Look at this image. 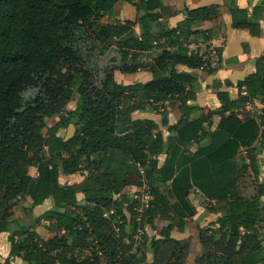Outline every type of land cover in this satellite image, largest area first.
<instances>
[{
	"label": "trees",
	"instance_id": "obj_1",
	"mask_svg": "<svg viewBox=\"0 0 264 264\" xmlns=\"http://www.w3.org/2000/svg\"><path fill=\"white\" fill-rule=\"evenodd\" d=\"M118 1L145 13L135 21L110 22L107 18ZM225 5L233 28L260 34L264 0L250 15L236 0H226ZM218 9L216 4L185 8L179 11L184 18L176 28L154 31L160 18L178 12L166 9L162 0H0V232L9 233L10 245L8 257L0 255V264H18L16 257L20 264H100V255L91 248L97 241L108 243L114 264H184L186 243L172 238L171 231H183L197 213L186 194L189 189L196 190L201 203L213 202L211 210L220 213L209 223L216 226L211 234L200 237L205 254L196 264H264V181L256 159L264 147V113L241 117L248 102L264 101V51L254 60L255 71L236 83L237 99L213 86L218 111L186 105L187 98H194L187 86L197 78L177 68L201 69V76L215 72L206 53L190 50L189 45L195 38L207 40L215 34L199 27L216 18ZM135 25L141 29V40L132 35ZM160 38L161 50L145 64L140 51L151 49ZM111 46L119 55L120 71L147 67L152 78L119 84L111 67L95 80L82 49H99L102 54ZM30 87L37 94L24 98L22 92ZM75 93L76 107L65 110ZM136 98L181 101L182 117L169 127L166 140L154 121L129 120L130 113L141 108ZM193 111L199 114L190 116ZM57 114L59 120L48 126L46 120ZM213 115L220 121L210 133ZM69 125L75 127L73 135L59 137L58 130ZM164 150L166 159L158 166L157 156ZM241 150L249 161L237 165ZM30 166L37 168L36 177L29 175ZM137 166L150 180L149 226L169 221L158 238L145 243L149 253L144 243L132 251L123 239V210L131 207L125 205L128 197L122 190L131 182L137 185ZM84 171L87 175L80 183L63 185L58 180L60 172ZM80 192L85 197L82 204L76 197ZM48 198L52 209L34 216L32 208ZM21 199L29 203L21 210L30 222L11 217ZM111 208L123 220L118 236L114 216L103 217ZM43 220L48 221L43 226L48 234L41 235L34 226Z\"/></svg>",
	"mask_w": 264,
	"mask_h": 264
},
{
	"label": "crops",
	"instance_id": "obj_2",
	"mask_svg": "<svg viewBox=\"0 0 264 264\" xmlns=\"http://www.w3.org/2000/svg\"><path fill=\"white\" fill-rule=\"evenodd\" d=\"M226 0H162L163 6L171 11H178L173 15H165L159 19V22L154 26V31H159V29L176 28L177 24L183 20L184 14L179 12L185 8L193 9L198 7L219 5L218 15L216 18L211 20H206L201 23L199 29L208 30L212 29L215 34L204 40L202 38H195L189 45L190 50L200 49L201 52L206 53L208 61L213 64L216 70L213 74L202 75L201 69H191L184 65H179L177 68L179 71H185L197 78V81L192 86H187L193 94L194 98H187L186 105L197 106L205 111H218L220 110V102L213 90V86L216 85L219 91H226L231 99H237L239 97V92L236 87V83L242 80L246 75L255 71L254 60L259 57L264 51V18L259 20L260 24V34L258 36H253L250 34L249 30L246 28H233L231 26V15L228 7L225 5ZM261 0H236L237 5L240 8L246 9L248 15L251 14L252 9ZM159 11V10H158ZM145 12L137 11L136 6L125 1H118L115 3L113 8V13L110 22H115L119 20L121 22L125 20L135 21L137 15L141 16ZM109 16V17H110ZM132 35L137 39L141 40V29L138 25L133 27ZM163 45V39L160 38L153 43V47L149 50H141L142 60L145 64H149L152 55L155 52L161 50ZM115 48L114 46L109 47ZM106 50V51H107ZM113 68V78L114 80L123 85L133 84L136 82L144 83L152 78L151 72L147 67L138 68L136 71L128 73L123 72L118 69V61L112 64ZM228 82L231 84L229 85ZM79 98V94L75 93L73 98L66 104L65 110H72L76 107V102ZM167 104H162L161 101L155 103L149 100H142L136 98V102L141 106L130 113L129 120L137 119H148L154 121L158 125V130L162 133L163 139L166 140L169 134V127L177 124V122L182 117V112L178 109L180 105V100L176 98H171L167 100ZM251 102V101H250ZM248 102L247 105L250 103ZM257 104L261 105L263 108L261 114L264 113V101L253 100ZM244 109H247L248 106ZM244 109L241 110V117L244 116ZM166 112V116L164 115ZM187 112V109H184ZM199 112H191L190 116L195 117ZM60 114L54 115L48 118V126H53L59 120ZM257 117V116H253ZM166 119L167 123L164 124ZM211 121L214 126L211 127L210 133H213L215 125L220 121L218 115H213ZM206 127V123H203V128ZM75 131L73 125H69L66 128H60L57 135L63 139L70 138ZM211 136L209 135L208 138ZM258 145V143H255ZM191 151L194 152L197 149V144L193 143L191 146ZM166 150L157 156L158 166H161L166 159ZM246 151L241 150L240 154L236 156L235 162L240 165L243 160L245 161ZM256 159L259 163V177L264 181V147L257 153ZM115 165L111 164L110 168H114ZM29 175L36 177L37 168L35 166H30L28 168ZM87 172L78 174H66L60 172L58 180L63 185H69L74 183H80ZM134 176H129L132 178ZM136 184L131 182L129 185L124 187L122 194L127 197L133 191ZM190 194L188 198L195 207L197 213L195 216L188 218L187 226L183 231H178L176 227L171 231V237L177 241L186 243L185 247V257L183 259L184 264H196L198 257L205 254V248L202 245L201 236L206 234H211L212 230H206L209 228L214 229L216 226H210L209 223L214 222L220 213H216L210 208V202L208 199H203L202 203L199 201V196L195 189H189L186 192ZM77 200L80 204L85 202V197L83 193H77ZM23 206L28 207L29 203L26 201ZM53 201L48 198L43 201V203L36 205L32 208V214L34 216H39L45 211L52 209ZM169 224L168 220H157L155 228L158 229L157 237L159 235L160 229ZM48 225V221L43 220L40 225L34 226V229L43 235V226ZM209 225V226H208ZM264 225V223H263ZM208 226V228H207ZM47 231V230H46ZM8 232H0V247L3 249V253L0 252L1 258L4 259L8 257L10 245L7 241ZM148 244V243H147ZM15 263H22L21 258L16 257L14 259Z\"/></svg>",
	"mask_w": 264,
	"mask_h": 264
},
{
	"label": "rangeland",
	"instance_id": "obj_3",
	"mask_svg": "<svg viewBox=\"0 0 264 264\" xmlns=\"http://www.w3.org/2000/svg\"><path fill=\"white\" fill-rule=\"evenodd\" d=\"M108 20L111 19V16L107 18ZM80 34H77V39L79 38ZM82 42V38L79 41V43ZM82 55L84 57L85 64L93 71L95 74V80H98L101 75L111 69L112 64L116 63L119 59V55L115 48H110L109 50L105 51L104 53L100 54L99 49H96L93 52H88L87 50L82 49ZM145 61V60H144ZM37 94V89L30 87L22 92V96L24 98H33ZM247 109H244V115L246 116H258L261 114V110L263 109L261 105L257 104L256 102L251 101L247 105ZM48 119L46 120V122ZM48 123V122H47ZM243 191H246L247 185L243 186ZM187 194V193H186ZM190 194H187L189 196ZM26 201L24 199H21L18 201L16 207L13 208V215L12 218L16 220H27L28 222L31 221V218H29L28 215H25V213L21 210V206ZM16 225V224H15ZM11 226L12 229H14V226ZM209 226V225H208ZM207 226V228H208ZM206 230H212V228L206 229ZM48 234V231L44 230ZM45 233V234H46ZM54 233V232H52ZM158 233V229H152L150 226L147 229V232L144 236L145 243L149 242V239L156 238ZM144 243L143 249L146 252H150V249L148 245ZM74 246V245H73ZM91 248L100 255V264H114L115 257L109 255V249H108V243L107 242H95L93 245H91ZM0 252L3 253V249L0 247ZM184 255L182 256V261L185 257V250L182 252Z\"/></svg>",
	"mask_w": 264,
	"mask_h": 264
},
{
	"label": "built area",
	"instance_id": "obj_4",
	"mask_svg": "<svg viewBox=\"0 0 264 264\" xmlns=\"http://www.w3.org/2000/svg\"><path fill=\"white\" fill-rule=\"evenodd\" d=\"M155 43V41L153 42ZM168 49V48H167ZM209 66L212 67L213 64L209 62ZM151 102L155 103L153 100ZM162 104H167L168 101H161ZM249 161L248 157H245V162ZM138 170V183L133 189V191L128 196V202L126 206H130V210H123V214L126 216V223L124 226V232L126 233L123 237L126 244L131 245L132 251H136L143 243L144 236L149 227L147 219V210L150 207L151 201V186L150 180L146 175V171L143 167L137 166ZM114 216V230L118 236L121 232L120 225L123 220L119 219L117 212L114 208L103 213V217L110 219Z\"/></svg>",
	"mask_w": 264,
	"mask_h": 264
},
{
	"label": "water",
	"instance_id": "obj_5",
	"mask_svg": "<svg viewBox=\"0 0 264 264\" xmlns=\"http://www.w3.org/2000/svg\"><path fill=\"white\" fill-rule=\"evenodd\" d=\"M139 11H143V10H139Z\"/></svg>",
	"mask_w": 264,
	"mask_h": 264
}]
</instances>
